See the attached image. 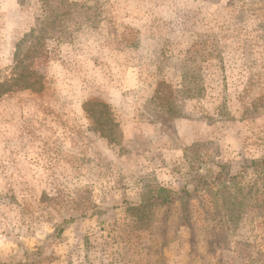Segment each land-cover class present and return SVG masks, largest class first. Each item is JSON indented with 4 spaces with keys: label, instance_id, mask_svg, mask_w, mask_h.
Listing matches in <instances>:
<instances>
[{
    "label": "rangeland",
    "instance_id": "rangeland-1",
    "mask_svg": "<svg viewBox=\"0 0 264 264\" xmlns=\"http://www.w3.org/2000/svg\"><path fill=\"white\" fill-rule=\"evenodd\" d=\"M61 1L0 0V264H264V0Z\"/></svg>",
    "mask_w": 264,
    "mask_h": 264
},
{
    "label": "trees",
    "instance_id": "trees-1",
    "mask_svg": "<svg viewBox=\"0 0 264 264\" xmlns=\"http://www.w3.org/2000/svg\"><path fill=\"white\" fill-rule=\"evenodd\" d=\"M61 4H62V12H63V16L62 17H65V18H67V16L69 17V15L72 14L71 9L79 8V6L77 4L68 2L67 0H62ZM61 18L58 17V18L55 19L54 22L50 23L51 27H52L51 30H50V33H52V34L55 33V31L57 30V21H58V19H61ZM29 55L32 57V53L29 54ZM39 56H40V54H38V55H36V56H34L32 58L39 57ZM28 71H30V70L28 69L26 71V73H25V76H24L25 79L28 81V84H23L22 86L24 88H30V87H33L36 83H39V77L36 75V73H34L32 71H30L31 72L30 73ZM9 90L10 89L5 87L4 85L0 86V94H3V93H5V92H7ZM250 166L253 167L254 170H257V169L264 170V159H262V160H253V161H251ZM155 195H156V198H154V199L155 200H159L161 203H164V204H169V203L175 201L176 199H178V197H179V194L176 197L177 194L174 193L173 191L168 190V189H160L159 194H155ZM188 196H191V193L188 192ZM174 197H176V198H174ZM147 202H151L150 199H148ZM262 203L264 204V201Z\"/></svg>",
    "mask_w": 264,
    "mask_h": 264
}]
</instances>
